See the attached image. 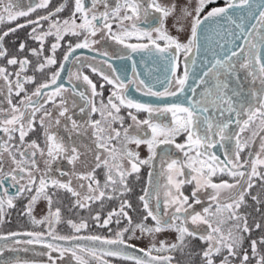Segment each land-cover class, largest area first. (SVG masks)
I'll return each instance as SVG.
<instances>
[{
  "label": "snow or ice",
  "instance_id": "6c2138e0",
  "mask_svg": "<svg viewBox=\"0 0 264 264\" xmlns=\"http://www.w3.org/2000/svg\"><path fill=\"white\" fill-rule=\"evenodd\" d=\"M214 2L195 0L180 7L178 3L165 6L160 0H72L67 18H57L65 10L61 5L54 12L49 10L0 34V58L16 66L12 72L0 67L4 85L0 96L7 101L6 107H0V223L5 220V209L14 208L15 201L24 198L27 204L22 215H27L33 225H47L41 231L0 235V241L40 245L46 250L40 255L47 256V264H85L82 254L98 261L101 257H117L131 264H174V253L189 250L191 254L192 242L199 240L205 245L196 252L200 264H216L218 256L222 257L220 264H249L244 245L250 239L251 258L258 257L255 264H264V254L258 252V244L264 245V231L259 241L249 235L253 226L264 229V200L259 192L251 193L257 182L264 190V0H225L223 7L205 11ZM49 4L50 0H28L25 7L19 0H0V24L31 17L37 10L49 9ZM170 18L176 36L168 27ZM221 21L226 26L223 33H217V53L202 41L210 39L208 32L221 26ZM29 25L27 38L38 47H28L21 41L17 51L24 53L23 57L9 58L5 37ZM180 34H186L184 40ZM68 35L78 40L68 44L58 61L57 50ZM49 37L55 40L46 47ZM133 38L136 43L129 42ZM109 41L126 50L114 53L121 60L139 55L141 60L147 57L162 63L165 73H170L164 82L158 81L165 83L163 91L141 78L134 60L131 76L118 74L109 62L112 56L102 50ZM202 48L205 53L210 51L212 58L199 61L202 67L190 77ZM78 49L95 55L76 56ZM69 61L78 67L75 71L69 68L63 79ZM181 64L183 72L179 74ZM99 65H106L111 75ZM85 67L111 86L106 101L103 91H98L97 84L81 70ZM151 71L146 69L145 75L150 76ZM130 87L143 96L177 100L164 106L140 103L129 97ZM13 95L19 98L15 103ZM122 109L128 110L132 123L125 125ZM97 113L100 119H93ZM139 113L146 115L141 119ZM169 115L170 122L165 123ZM257 120V129L252 130ZM233 123L238 131L233 130ZM117 124L119 127H114ZM245 131H251V136L243 137ZM30 133L39 135L26 139ZM180 136L184 137L182 143L177 142ZM85 138L90 143L86 144ZM256 138L258 151L253 149ZM142 145L146 146V158L136 150ZM173 147L180 156L174 155ZM217 148L223 151V158L216 154ZM124 161L128 167H124ZM61 162L71 166V171H65ZM145 166L149 180L138 196L137 210L130 203L133 189L129 178H138ZM98 169L104 172L102 184ZM218 174L227 175L233 182H213ZM157 176L164 179L163 184L153 182ZM185 185H193L190 195L182 190ZM11 190L14 193L10 194ZM62 193L72 198L71 209L87 210L100 228H108L113 222L119 225L122 220L127 224L109 238L81 235L89 227L87 220L68 219L71 234L62 235L56 231V225L65 222L62 208L53 207L66 198ZM223 193L227 196L222 197ZM249 196L260 215V220L253 218L252 226L249 214L240 211L248 206ZM205 197L209 203L198 211L195 206L203 205ZM40 200L47 202L48 209L47 215L37 220L32 212ZM106 200H118L119 207L103 218L98 211L93 215L92 206H103ZM130 209L141 219L134 222ZM227 221L232 223L225 233L222 225ZM165 232L175 233L174 242L159 239L158 234ZM142 236L150 238V246L141 248L132 243ZM77 241H89L92 246L73 243ZM3 247L14 250L6 243L0 246V254Z\"/></svg>",
  "mask_w": 264,
  "mask_h": 264
},
{
  "label": "flooded vegetation",
  "instance_id": "af4514ba",
  "mask_svg": "<svg viewBox=\"0 0 264 264\" xmlns=\"http://www.w3.org/2000/svg\"><path fill=\"white\" fill-rule=\"evenodd\" d=\"M173 1H175V0H160V2L163 5H165V6H167V4H168V6H171ZM4 2L8 3V0H4ZM13 2H15V0H13ZM19 2L21 4V6H25L26 7V5L28 3V0H19ZM187 2H188V0H181V3L179 4V6L180 7L186 6ZM224 4H225V0H215V2L213 4H210L205 11H208L209 9H211L212 7H215V6H219V5H223L224 6ZM61 5L65 6V10L63 12L59 13L57 18H59V17L67 18L70 15L69 9L72 7V0H50L49 9H40V10H37L36 13H33L31 17L19 18L17 21H14L12 23L5 22L3 24H0V34H2L3 31H7L9 28L15 27L17 24L26 23L27 19H35V17L37 15L47 14V12L49 10L54 12V10L57 7L61 6ZM44 28L47 29V22L44 23ZM30 30H31V25H29V26H27L25 28H20L15 33H10L9 36L5 37L3 43H4V47L8 50L9 58L11 56H13V55H20L21 57H23L24 53H18V51H17V45L21 41H26L28 47H38V44L35 41H32V40L27 38V34H28V32H30ZM171 34L176 36V34H174V33H171ZM185 36L184 37L179 36V38L181 40H184ZM54 40H55L54 37H49L47 39V41H46V47H50V44L52 42H54ZM77 40H78L77 37H74V36H71V35H68V36L64 37V39L61 41V45L62 46H61L60 49L57 50V53H56L58 61L62 60L63 53H64V51H66L68 44L69 43L74 44V43L77 42ZM129 42L130 43H136L137 41L133 38ZM96 47L97 48H101V45H96ZM102 50L107 51L109 53V55L112 56V59L109 62L113 65L114 68H116L118 70V74L131 76V66H132V63H133V60H134L135 63H136V66H137V72L141 75V78L149 80L150 83H153L155 85L157 90L163 91L165 83H160V82H164L165 81V76L166 75L170 76V73H167V74L165 73L162 63L154 62L151 58H147V57H145L143 60H141V57L139 55H134L133 56V60H121V59L118 58V55H114V53L123 54V52H125L126 50L122 49V46L116 45V44H114V42H111V41L107 42V44L103 46ZM75 55L76 56H80V57H85V56H94L95 53L88 52V50H86V49H78L76 51ZM32 59L34 60V58H32ZM97 59H99V58H97ZM99 66L102 67L103 70L106 73L111 75V72L106 67V65H99ZM0 67H7L9 72H12L16 68V66L7 65L6 64V60L3 59V58H0ZM55 67H58V65L53 66V68H55ZM76 67H78V66H73L71 61L67 62L65 70L62 72V78L63 79L67 78V72H68L69 68H71L73 71H75ZM146 69H151L152 70L150 76H146L145 75ZM81 70L85 74L89 75V77L93 80V82L97 84L98 91H103V95H104L105 101H106L107 96L110 94L109 89H110L111 86L107 85L98 75L93 74L88 68L85 67V68H82ZM182 72H183V64H181L180 68L178 69V73L179 74H182ZM28 74H32L31 71H29ZM37 75H39V74H37ZM243 76H244V74L241 73L240 74V79L242 81H243ZM13 79H14V77H13ZM158 81H160V82H158ZM192 82H193V80H191L189 82V84H192ZM101 84L104 85V88L102 90L100 89V85ZM3 87H4L3 82L0 81V89H2ZM28 87L31 89L33 86L29 85ZM244 87L246 88V84L244 85ZM256 87H259V85L257 84ZM187 94L191 95L190 92L187 93ZM21 95H23V94H21ZM128 95H129L130 98L136 100L137 102L148 103V104H152L154 106H164L165 104L172 103V102H175L177 100L176 97H167V98H164V99H157L155 97L143 96L139 92H137L135 90V88H133V87L129 88ZM18 99H19L18 97H15L13 95V102L14 103ZM6 106H7V101L2 96H0V107H6ZM127 111H128L127 109H122L121 110V115H126L127 116ZM145 115L146 114H144V113H139L138 114L139 118H141V119H143L145 117ZM93 119H97V120L100 119L99 114L98 113L94 114L93 115ZM170 119H171V117L169 115L168 117H166L164 119V122L168 123V122H170ZM244 119H246V117H244ZM127 120L128 119L125 118V123H126ZM130 123H132L131 120H130V122H128V124H130ZM258 124H259V121L257 120L256 123L251 126V129L252 130H256ZM114 127H119V125L118 124L114 125ZM232 128H233L234 131H238V129L235 127L234 123L232 125ZM89 132L91 133V129H89ZM37 135H39V133H36V134L30 133L29 137H27L26 139H29V140L30 139H35ZM242 136L245 137V138L250 137L251 136V131H245L244 133H242ZM85 140H86V138H85ZM183 140H184L183 136L177 137V142H181L182 143ZM257 142L259 143V139L258 138L256 140V143ZM255 144H253V148H255ZM172 149H173L172 152L175 154V156H180V154L176 151V149L174 147ZM136 150L139 151V149H136ZM215 151H216V154L220 158H223L224 153H223L222 150L217 148ZM60 166L65 171H71V166L67 165L66 162H61ZM41 168H43V164H41ZM143 169H144V167L141 168L142 172H143ZM99 170L100 169H98L97 172ZM103 174H104V172L102 171L100 176L97 177L101 181V184L104 181V179H102V177L104 176ZM66 178L68 179V177H64L63 179H66ZM212 179L215 180V183H220L222 181L233 182L232 178L228 177L227 175L218 174L217 176L213 177ZM136 180H138L136 185H139L140 182H142V181L144 182V180H145V184L142 182L140 186H142V187L146 186L147 183H148V180H149L148 172L145 173V170H144L143 173H139V176H138V178H136ZM258 190H259L261 199L264 200V190L260 189L259 182H257V186L254 187L251 190L252 195H256ZM186 191H184V192H186ZM11 193H14V190H11L10 194ZM141 193H142L141 191L137 192V196L141 195ZM185 194H187V192ZM63 195L66 196V194L62 193L61 196L64 197ZM133 196L134 195L131 196V198H130L131 200L133 199ZM223 196H227V193H223L222 197ZM162 197L163 196H161V200H163ZM66 199L68 201H70L71 197L70 196H66ZM246 200H247V203H252V205H248L249 207L248 206L247 207L242 206L240 211L249 214V224H250V226H252L253 225V218H256L257 220H260V215H259V213H257L255 211L256 205H255V202L251 200V197L250 196L246 197ZM204 201H206V205H204V206H207L209 201L207 200V198L204 199ZM135 203L137 204V206H136ZM26 204H27V200L24 199V198H20V199H17L15 201V205L16 206L14 208H11V209H7L6 208L5 209V220H4L3 223H0V235H7L9 232H12V231H39V230L43 229L42 226L33 225L31 223L30 218L27 215H22V211L24 210ZM111 204H112V201H111ZM109 206L110 205L108 204V205H104L102 208L100 207V209H101V217L102 218L105 215V210L110 208ZM197 206H199V207H197ZM113 207H115V204H113V206L111 208H113ZM202 207L203 206H201V205H196L197 210L198 209L202 210ZM133 208L137 209V210H139V208H140V202H139L138 198L136 199V197H135V201L133 203ZM261 210L264 211V206L261 207ZM131 211H133V210H131ZM81 212H83V210H81ZM34 218L37 219L36 216ZM133 218L134 217L132 216V219ZM224 218H225V220H227V214H225ZM17 220L22 222L23 226H20V228H17V229L10 228L9 227L10 223L11 222H16L17 223ZM90 222H92V221H90ZM148 223H151V222L149 221ZM231 223H232L231 221H227L226 223H224L222 225L223 230H224L225 233H227L229 227L231 226ZM261 223L264 224V220H261ZM63 225L64 224H60V226H63ZM93 226H94V230H95L97 235H106L107 232H108L107 228H100L97 225H93ZM262 231H264V229H255L254 226H253V231L249 234L250 238H254L257 241H259L260 238H261ZM89 233H93L92 230L90 229V226L88 227L87 232H82L81 235H90ZM60 234H63V233H60ZM67 235H69V234H67ZM9 242H11V241H8L6 243L9 245ZM6 243H1L0 245L4 246ZM195 244L204 245L199 240H195ZM244 246L248 250V253H249V251H251L250 250V239H246L245 240V245ZM200 249L201 248H199V250H197V252H199ZM262 250L264 251V245H262ZM187 255L189 256V258L198 257L196 255V252H193V254H187ZM249 255H252V254H249ZM174 256H175L174 264H180V261L177 260L178 257H177L176 253H174ZM189 258H187V259H189ZM105 259L110 260V261H112L114 263H117V264H125L126 263L124 260H122L120 258H117V257H102V261H105Z\"/></svg>",
  "mask_w": 264,
  "mask_h": 264
},
{
  "label": "rangeland",
  "instance_id": "374dc122",
  "mask_svg": "<svg viewBox=\"0 0 264 264\" xmlns=\"http://www.w3.org/2000/svg\"><path fill=\"white\" fill-rule=\"evenodd\" d=\"M173 3L180 4L181 3V0H175V1L172 2V4ZM189 3L194 4L195 3V0H188V2H187L186 5H188ZM167 6H168V4H167ZM173 24H174V20L170 18L168 20V27H169L171 33H174V34L178 35V33L173 28ZM185 35L186 34H180L179 36L184 37ZM247 87H248V85L246 84V88ZM123 116H125V118L128 119L126 121V123H125V125H127L128 122H130V118H128L126 115H123ZM90 134L91 133L89 132V135ZM256 140H257V138H256ZM85 143L86 144L87 143H90V141H88L87 138H86ZM130 146L132 148H135V145H130ZM253 149H254V151H258L259 150V143L258 142L255 144V148H253ZM139 153H140L141 158H146V156H147L146 146H143V145L140 146ZM126 162L124 161V163H123L124 164V167H128V164ZM144 170H145V173L146 172H149V169L146 166L144 167L143 172H144ZM102 171H103V169H100L98 171V176H100V174H101ZM159 171H160V166H159V161H157L156 172L159 173ZM143 172L141 171L140 173H143ZM136 178L137 177L135 175H133L132 177L129 178L130 186L133 189L132 193H130L129 196L131 198V196L134 195L133 196V199L132 200L130 199V203L132 205H133V203L135 201V197H136V199L138 198L137 192L141 191V189L143 188L142 186H140V184L139 185H136L137 184V181H138V180H136ZM102 179H104V176L102 177ZM157 180L161 184L164 183V179L162 177H159V176L153 177V182L154 183ZM213 182H215V180H213ZM74 183H75V181H74ZM143 183L145 184V180H144ZM192 188H193V185H185L182 190L183 191H186L187 190L186 191L187 192L186 195H189V194H191ZM186 192H184V193H186ZM258 192H259V190L257 191V193ZM161 196H163V193L162 192H161ZM206 198L207 197H205L204 199H206ZM162 199H163V197H162ZM71 201H72V198H71L70 201H68L66 198H63L62 201H57V203H55L53 205V207H58L59 206V207L62 208V217H63V219L65 221L64 223H60V224H64L63 226H60V224L56 225V231L59 232V233H63L62 235L71 234V231L72 230L69 228V226L67 225L66 221L68 219H71L74 222H79L81 219H84V220H87L88 225L90 226V229L93 232V233H89V234L90 235H97L96 232H95V230H94V226H93V225H96V222L91 219V217L89 216L88 211L87 210H83V212H81V211L77 212V211L71 209ZM108 204L110 205L109 206L110 208L113 206V204H115V207H113V208H118L119 207V201L118 200L112 201V204H111V201H107L106 200L104 202L103 206L104 205H108ZM204 205H206V201H204V204L201 205V206H204ZM247 205H252V203H247ZM103 206H101L99 203L94 204L92 206L93 209H94V211H93L92 214L95 215L97 211L100 212V214H101L100 207L102 208ZM136 206H137V204H136ZM197 207H199V206H197ZM110 208H108L107 210H105L104 217H106L107 216V213L113 209V208H111V209ZM47 209H48L47 202L44 201V200H40L35 205V207L33 209V212H32V215H33V217L36 216L37 217V220L42 219V218H44L47 215ZM200 210L201 209H198V211H200ZM129 213H130L131 216L134 217L133 218V221L134 222H136L139 219H141L140 217L138 218L136 211L129 210ZM90 221H92V222H90ZM126 224H127V221L126 220H122L121 224H119V225H117L115 222H113V223H111L108 226V228H107L108 229L107 234L106 235H101V236H106V237L111 238L114 235L115 231L121 229ZM20 226H23V223L20 222L19 220H17V223L16 222H11L10 225H9V227L12 228V229L20 228ZM45 227H47V225H42V228H45ZM109 229H111V231H109ZM87 230H88V228L85 229V230H83L82 232H87ZM39 231H41V230H39ZM137 235H139V233H137ZM158 235H159V239H165L169 243H172L175 240V233H172V232H165V233H161V234H158ZM149 239L150 238L147 237V236H142L138 240L134 239L132 241V243L136 244L138 247L144 248V247L150 246ZM251 239H254V238H251ZM2 243H6V242H2ZM73 243H75V242H73ZM9 245L11 246V249H14V250H10L9 247H3L2 254H0V264H5V262H7V264H16L17 261H19L20 264H47V256L46 255H40V253L42 251H46V250L42 249L40 245H32V246L14 245V244H11V242H9ZM0 246H2V245H0ZM204 247H205V245L195 244V240H194L192 242V248L190 250L191 251V254H193V252H197V250H199V248L202 249ZM25 248H27L29 250H27V251L23 250ZM250 250H251V248H250ZM258 252L264 254V251L262 250V245L261 244H258ZM176 254H177V257H178L177 260L180 261V264H193V262H194V264H200L199 257L189 258V256L187 255V254H189V250H185V252L183 254H181L179 252H177ZM249 254H252L251 251H249ZM53 255H55V254H53ZM82 255H83V258L85 260V264H101V262H102V257L98 261L95 258H93L91 256H88L87 254H82ZM249 256H250L249 264H255L256 258H251L252 255H249ZM187 258H189V259H187ZM221 259H222V257H219L218 256L216 258V264H220V260ZM105 261H107V264H117V263H114V262H112L110 260H107V259H105ZM125 262H126L125 264H127V263L128 264H131V262H129V261H125ZM72 264H75V262H72Z\"/></svg>",
  "mask_w": 264,
  "mask_h": 264
},
{
  "label": "water",
  "instance_id": "95a60500",
  "mask_svg": "<svg viewBox=\"0 0 264 264\" xmlns=\"http://www.w3.org/2000/svg\"><path fill=\"white\" fill-rule=\"evenodd\" d=\"M257 2H259V0H257ZM223 7V6H222ZM239 22V21H238ZM247 23V21H245ZM254 22V21H253ZM224 26L225 25V22L221 21V26H214L209 32H208V37H210V39H206L204 41H202V43H204L207 47H209L210 49H215V51L217 53L220 52V48L218 47V45L216 44V41L220 39V37L217 35V33H223V30H224ZM233 27V30L235 31V26L232 25ZM223 41H221L222 43ZM225 47H228V45H225ZM197 56V65L196 66H193L191 69H190V77L193 76L194 73L198 72L199 69L202 67V65H200L199 61L201 60H205V59H211L212 58V55H211V52H207L205 53L204 52V49L202 48L201 49V53L199 54H196ZM193 80L192 78H190L189 82ZM3 241H0V243H2ZM75 243H79L83 246H87V247H90L92 246L91 242L89 241H77ZM97 247H99L97 245ZM126 251H131V250H127ZM133 254H137V255H140V253H133Z\"/></svg>",
  "mask_w": 264,
  "mask_h": 264
},
{
  "label": "bare ground",
  "instance_id": "6f19581e",
  "mask_svg": "<svg viewBox=\"0 0 264 264\" xmlns=\"http://www.w3.org/2000/svg\"><path fill=\"white\" fill-rule=\"evenodd\" d=\"M223 5L215 6V7H222ZM210 10V9H209Z\"/></svg>",
  "mask_w": 264,
  "mask_h": 264
},
{
  "label": "trees",
  "instance_id": "16d2710c",
  "mask_svg": "<svg viewBox=\"0 0 264 264\" xmlns=\"http://www.w3.org/2000/svg\"><path fill=\"white\" fill-rule=\"evenodd\" d=\"M142 182H140V185H141Z\"/></svg>",
  "mask_w": 264,
  "mask_h": 264
}]
</instances>
